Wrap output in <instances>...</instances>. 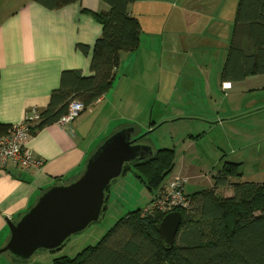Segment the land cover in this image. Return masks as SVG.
<instances>
[{
    "label": "rangeland",
    "instance_id": "374dc122",
    "mask_svg": "<svg viewBox=\"0 0 264 264\" xmlns=\"http://www.w3.org/2000/svg\"><path fill=\"white\" fill-rule=\"evenodd\" d=\"M209 1L225 4L223 13L216 12V20L222 21L223 28H230L232 35L238 0L232 6V0ZM144 31L146 53L125 62L127 76L123 68L119 69L110 91L109 98L114 97L112 107L102 114L101 108L92 105L83 114L94 113L91 122L94 148L115 131L119 122H132L142 129L137 130L143 137L142 143L154 152L161 148L174 152V169L164 178L162 186L181 179L185 181L186 195L210 191L227 163L241 164L242 174L234 178L235 182L264 183V75L231 82L225 89L221 56L229 42L220 55L206 52L201 45H183L180 53L190 50L184 62L186 67L181 69L180 61L177 64L168 57L171 48L166 42L162 44L161 30L160 40L154 31L148 28ZM207 53L215 58L212 62ZM207 82L210 90H206ZM139 104L144 107L141 115L137 111ZM136 173L132 167L111 183L100 221L73 235L62 248L39 250L26 261H13L12 255L4 253L0 255V264H56L64 257L76 258L97 245L128 213L152 206L153 195ZM228 191L233 192L225 189L221 194L226 196Z\"/></svg>",
    "mask_w": 264,
    "mask_h": 264
},
{
    "label": "crops",
    "instance_id": "0c3cea01",
    "mask_svg": "<svg viewBox=\"0 0 264 264\" xmlns=\"http://www.w3.org/2000/svg\"><path fill=\"white\" fill-rule=\"evenodd\" d=\"M224 8V3L209 0H134L129 10L141 25L140 46L138 50L121 54L117 74L123 68V74L127 76L129 70L124 66L125 62L135 55H139L138 58L145 55V28L154 31L158 40L161 30L162 44L166 42L171 48L168 57L177 64L180 61L181 69L186 67L184 62L190 50L180 53L183 45H201L206 52L220 55L229 42L226 53L221 56L223 70L237 12L236 9L231 35L230 28H223L222 21L216 20V12L221 14ZM109 10V5L102 0H82L58 9H49L37 0H0L1 125L9 129L22 123L29 111L46 109L64 71L81 70L84 76L91 75L93 47L103 33L101 23L92 14ZM146 15L149 18L145 19ZM81 44L88 46L89 52H82L78 48ZM207 58L211 62L215 59L209 54ZM205 87L210 90V83L207 82ZM110 93L94 104L96 109L101 108L102 114L112 107L114 97L109 98ZM88 110L67 126L55 123L31 137L28 147L45 161L42 170H24L13 162L0 167V248L10 240L9 222H18L48 189L70 184L84 172L87 160L97 148H94L91 125L94 113L83 116ZM137 111L141 115L144 107L137 105ZM137 120L141 122L139 118ZM128 125L142 131L132 122ZM114 128L116 132L123 127L119 122ZM7 131L1 130L2 133ZM231 195L228 191L226 197Z\"/></svg>",
    "mask_w": 264,
    "mask_h": 264
},
{
    "label": "trees",
    "instance_id": "16d2710c",
    "mask_svg": "<svg viewBox=\"0 0 264 264\" xmlns=\"http://www.w3.org/2000/svg\"><path fill=\"white\" fill-rule=\"evenodd\" d=\"M37 1L49 9H58L82 0ZM102 1L110 10L92 14L101 23L103 33L93 47L91 75L86 77L81 70L62 73L47 108L35 109L38 120L28 121L32 137L58 123L72 103L83 104L84 111L97 103L113 88L121 54L139 49L141 25L129 10L134 0ZM78 48L84 53L90 50L82 44ZM262 75L264 0H239L222 81L241 82ZM124 125L128 123H121ZM9 129L0 124V134L5 133L1 130ZM174 166L173 150L160 149L150 160L128 166L125 172L132 167L136 169V176L153 195V206L157 197L167 192L169 185L162 186V182ZM240 166L227 163L210 191L193 196L185 193L187 204L179 209L183 223L173 249H164L157 232V226L169 212L151 206L128 213L97 245L76 258L64 257L56 264H264V183L235 182L234 178L242 174ZM221 189H232V195H222Z\"/></svg>",
    "mask_w": 264,
    "mask_h": 264
},
{
    "label": "water",
    "instance_id": "95a60500",
    "mask_svg": "<svg viewBox=\"0 0 264 264\" xmlns=\"http://www.w3.org/2000/svg\"><path fill=\"white\" fill-rule=\"evenodd\" d=\"M136 128L123 127L113 132L89 157L81 176L70 184L53 186L18 221L9 222L11 237L0 255L29 260L39 250L62 248L76 234L101 219L111 183L128 166L154 157L153 148L141 142ZM183 223L180 211L167 214L157 226L165 250L175 246Z\"/></svg>",
    "mask_w": 264,
    "mask_h": 264
},
{
    "label": "built area",
    "instance_id": "2783aa9c",
    "mask_svg": "<svg viewBox=\"0 0 264 264\" xmlns=\"http://www.w3.org/2000/svg\"><path fill=\"white\" fill-rule=\"evenodd\" d=\"M228 86H230L228 83H224L225 89L228 88ZM83 111V104L74 102L70 105L67 114H65L58 123L61 126H67L74 122ZM30 118L38 120L35 111L32 114V117L27 114L22 123L12 126L7 133L0 134V167H4L8 162H13L24 170L43 169L45 161L36 157L28 147V143L32 137L28 123ZM167 188V192H165L163 196L157 197L156 201L153 203V209H166L167 212L171 213L179 210V208L181 209L187 204V197L184 191V180L177 179ZM162 200L167 201L164 202Z\"/></svg>",
    "mask_w": 264,
    "mask_h": 264
},
{
    "label": "flooded vegetation",
    "instance_id": "af4514ba",
    "mask_svg": "<svg viewBox=\"0 0 264 264\" xmlns=\"http://www.w3.org/2000/svg\"><path fill=\"white\" fill-rule=\"evenodd\" d=\"M4 255H5V254H4ZM10 256H11V255H10ZM13 261H19V259H16V258L13 257Z\"/></svg>",
    "mask_w": 264,
    "mask_h": 264
},
{
    "label": "bare ground",
    "instance_id": "6f19581e",
    "mask_svg": "<svg viewBox=\"0 0 264 264\" xmlns=\"http://www.w3.org/2000/svg\"><path fill=\"white\" fill-rule=\"evenodd\" d=\"M228 87H230V86H228Z\"/></svg>",
    "mask_w": 264,
    "mask_h": 264
}]
</instances>
